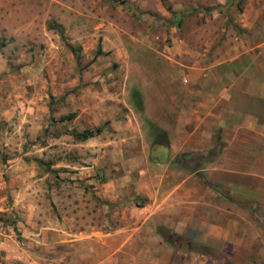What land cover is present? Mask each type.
<instances>
[{"label":"rangeland","instance_id":"1","mask_svg":"<svg viewBox=\"0 0 264 264\" xmlns=\"http://www.w3.org/2000/svg\"><path fill=\"white\" fill-rule=\"evenodd\" d=\"M224 44H264V0H0V264L105 259L80 235L110 227L98 192L163 145L186 69ZM247 137L246 162L231 165L245 175L212 173L248 186L226 199L236 243L221 264H264V135Z\"/></svg>","mask_w":264,"mask_h":264},{"label":"crops","instance_id":"2","mask_svg":"<svg viewBox=\"0 0 264 264\" xmlns=\"http://www.w3.org/2000/svg\"><path fill=\"white\" fill-rule=\"evenodd\" d=\"M213 57L186 69L190 86L175 126L160 125L163 145L154 142L139 155L142 169H124L98 192L113 212L107 230L80 234L87 249L95 236L98 256L106 257L94 264H120L119 257L122 264H221L224 246L236 243L234 208L226 199L234 187L248 186L223 177L245 175L243 164L236 171L232 162H246L248 133L264 135V44H224Z\"/></svg>","mask_w":264,"mask_h":264},{"label":"trees","instance_id":"3","mask_svg":"<svg viewBox=\"0 0 264 264\" xmlns=\"http://www.w3.org/2000/svg\"><path fill=\"white\" fill-rule=\"evenodd\" d=\"M59 35L61 36V32L58 31ZM68 50L74 55V58L78 59V51L75 50L74 48L70 47V46H67ZM96 54H101V51L99 49V46L97 47L96 49ZM72 118V114L68 115V116H63V117H60L58 121H69L70 119ZM102 131L101 127H98V128H95L94 130H83L81 132H78V133H73V138L77 141H85L93 136H96L98 134H100ZM162 135L164 136L163 132H161Z\"/></svg>","mask_w":264,"mask_h":264}]
</instances>
